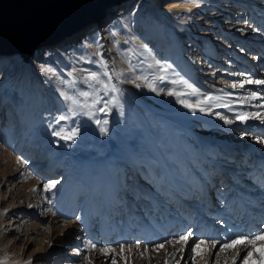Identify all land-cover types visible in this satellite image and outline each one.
<instances>
[{
    "label": "rangeland",
    "instance_id": "rangeland-1",
    "mask_svg": "<svg viewBox=\"0 0 264 264\" xmlns=\"http://www.w3.org/2000/svg\"><path fill=\"white\" fill-rule=\"evenodd\" d=\"M204 2L206 8L198 5ZM121 6L112 7L113 15L108 21L98 22L100 29L92 30L89 26L78 33L73 43L65 45L66 39L60 42L64 53L75 59L71 58L75 84L88 86L91 83L88 74L100 67L96 65V54L89 51L85 56L79 55L72 45H83L86 34L100 30L102 34V28L112 22L120 21L127 28L130 10L124 16L116 15ZM160 8L165 13L174 12L179 29H186L187 25L191 30H188L191 35L187 29L184 33L187 37L182 42L183 54L196 67L198 78L214 92L208 95L203 92L204 97L201 91L194 93L188 83H182L170 92L174 94H168V98L176 95L181 98L178 103L168 102L172 105L162 108L163 115L181 119L180 123L185 122L193 133L185 129L169 132L168 124L164 125L165 134L156 133L158 142H166L167 164L156 144L146 153L135 151L129 162L114 161L113 153L103 152L97 166L102 171L104 184L94 180V194L88 191L86 166L91 165L83 163L85 172L72 173L77 190L72 194L65 190L53 197L55 191L49 193L45 186L60 175L48 179L40 172L39 164L44 163V159L57 162L65 157L69 158V165L79 167L80 162H75L77 146L73 143L78 138L75 135L67 139L73 134L54 135L58 131L47 118L36 122L33 129L24 134L27 127L21 126L15 106L0 89V207L8 211L13 221L10 233L1 229L0 249H9L31 264H112L113 258L116 264H150L151 260L155 263L172 244L166 243L163 249L156 245L174 242L188 228L217 213L240 184L258 170L264 160V145L258 143L256 137L264 138V123L255 118L241 123L236 117L243 113L264 116V107H260L264 105V85L246 84L243 89L231 85L243 82L248 76L264 79V0H160ZM129 32V44L118 47L124 55L129 53L133 64L129 63L135 65V69L141 68L146 59L149 61L145 63L154 64L152 60L156 55L151 44L140 41L133 30ZM60 43L49 46L44 52L46 48L37 50L39 53L28 61L33 69L41 72L48 61L57 64L59 58L54 56L52 48ZM129 45V50L134 45L131 52ZM142 49L149 54L144 56ZM17 56L0 54V88L16 70ZM57 65L61 68L59 63ZM154 73V70L150 72L152 83ZM251 92H256L261 99L246 101ZM208 97L212 99L209 101ZM221 117L233 123L226 124ZM85 145L89 148L87 138ZM91 157L86 151L81 159L84 162ZM24 225L33 228L32 234L20 239ZM221 229L219 227V231ZM48 235L53 239L64 235V241L49 247L52 240ZM201 238L212 240L215 237L212 231L209 235L208 231L194 234V242ZM92 244H96V248H92ZM190 255L184 264H194L193 254Z\"/></svg>",
    "mask_w": 264,
    "mask_h": 264
},
{
    "label": "bare ground",
    "instance_id": "bare-ground-1",
    "mask_svg": "<svg viewBox=\"0 0 264 264\" xmlns=\"http://www.w3.org/2000/svg\"><path fill=\"white\" fill-rule=\"evenodd\" d=\"M200 4L205 6V8L207 7V3L205 2L199 3L198 5ZM117 5L122 6L121 8L119 7L120 9L118 8L119 12L116 15L124 16L129 13L130 10V19L127 28L122 26L120 21L112 22L108 27L102 28V34L100 33L101 30L96 34H86L84 40L86 42L83 45H72L73 51H78L79 55L83 54V56H85L89 51L96 54V65H98L100 69H94L95 72L104 71L105 69L102 67L101 62H107V70L113 76L112 82L116 84L119 91L111 93L108 96H105L103 92L99 93V96L103 97V101L109 102L108 107L104 108V111H96L95 116L90 117L85 114L86 110L77 108L70 100L65 99L66 96H70L83 100L84 98L80 96V93L88 92L92 95H94V93L89 85L84 86L75 84L72 79L73 62L71 58L73 57L64 53L65 48L61 43V45L52 48L53 51L55 50L54 56L59 58L57 61L61 65V68L57 65V62V64H55L48 61L44 67L53 69V72H39L33 69L31 63L28 62L29 60L25 61L26 59L20 53H15L18 54L16 58L19 62L18 66L12 74L9 73L8 79H11L6 80V85L0 88L3 91L2 93L7 95L6 97L9 99L10 104L15 106L14 110H16L18 118L22 120L23 125L21 126L23 128L27 127L24 134L33 129L36 122L47 118V121L48 119L52 121L51 125L56 131L64 134V136L75 133L76 138H78L77 142L73 143L77 146L75 150L77 155L75 162H80L79 167L69 165V158L65 159V157L57 162L52 159L46 162L47 159H44L43 162H45L39 164L40 172H44L48 179L55 178V174L57 176L60 175L56 180H52L58 181L53 189L55 191V193L53 192V197L57 195L56 193L62 194L65 190H68L71 194L77 190V187H74L76 183L74 182L72 173L85 172L86 170H83V163L91 165L86 166L89 179L88 191L94 194L96 185H93V181L95 180L96 183L100 181L101 184H104V182L101 181L102 171L97 166L99 156L103 152L113 153V158H115L114 161L117 160V162H119L118 159L130 161L133 159L132 157L135 151L146 153L149 147L152 145L154 147L156 144V147L159 146L160 148L159 152H161V157L164 160L162 161L167 164L165 158L166 142H158L156 140V133L158 132L159 136L163 134L166 131V127H164L165 124L171 127V129L168 130L169 132L173 131L175 133L178 132V130L185 129L189 133H193L191 127L189 128L184 120V123H180L182 121L181 119H170L165 117V114L163 115V111H161L163 110L162 108L164 106L170 108L172 105V103L170 105L168 102L173 100L174 103H178L180 101L179 98H181L180 95L168 98V94L173 89L179 88L185 81L188 83V86H192L189 87L192 92L193 88L201 91L202 94L213 92L203 79L198 78L196 67H193L194 64L188 61L183 54L182 46L185 45H182V42H185V38L187 37H185L186 34L184 35V33L190 29L187 25V31L185 28L179 29L180 27L176 23H179V21L175 20L176 16L174 12L168 13L165 10L167 12L165 13L162 12L164 10L161 11L160 0H122L120 3L112 4L105 9L101 18L95 19L94 23L90 25V29H100L98 24L108 21L109 17L113 15L111 14L113 10L112 7ZM183 6L186 7L185 5ZM181 23H183V21ZM131 30L136 33V37H138L140 41L151 44V50L155 53L154 55H156L154 60L151 59L152 63L154 61V64L145 63L146 60H148L146 59L148 57H146V60L142 63L144 65H142L141 68L138 67L135 69V65H132L133 61L130 59L131 57L128 56L129 53L127 52L131 44L126 51L127 53L123 50L126 55L118 48L120 44H129L128 41L130 39L128 37V32ZM79 32L67 37L64 44L73 43V41L77 39ZM188 33L191 35L189 31ZM142 45L138 46L142 48L144 46ZM133 46H131V48L134 49ZM44 48H46V50ZM48 48L49 46L43 47L44 50L42 52L50 49ZM60 48L63 50L57 51V49ZM139 49H137V51L141 52ZM37 50L39 49H36L32 55L39 53ZM131 50L129 51L131 52ZM142 50L145 52L144 56L149 54V52L146 54L145 49ZM156 58L160 62L158 65L155 64ZM163 59H166V61L163 62ZM73 60L75 59L73 58ZM67 70H69V73L67 72L69 75L66 73ZM153 70L155 71L156 86H154L155 82L152 83L150 79L152 75L150 72ZM178 74H182L183 77H179ZM169 78L172 80L169 81ZM153 89H156V91H153ZM205 94L203 95L204 97ZM117 101H119L120 106H114L117 104ZM97 107H104L103 102ZM93 111H95V109H93ZM61 115H67L69 118L57 123V118ZM96 120H100L101 124L98 125ZM105 120L108 121L107 124L103 123ZM102 128H106L107 132L101 131ZM86 138L89 140V148L85 145ZM183 150L184 149H182V151ZM86 151L91 154L92 157L89 161L83 162L81 158H83V154ZM59 168L61 169L60 172ZM170 173H172V176L174 175L171 167ZM113 187H115V185ZM52 191L49 193H52ZM231 195L232 196L220 206L217 213L211 215L208 219L200 221L198 225L186 230L188 231L190 229L194 234H201L203 231H208V235L209 232L212 231L215 237L212 240L218 241L216 249L211 253L210 259L208 257L204 259L198 257V261H196V263L194 262V264H205V260H208V264H213V261H218V264H232L233 259L236 258L237 251H239L240 256L243 257L248 250H251L253 253L250 259H254L256 264H259V252L261 249L259 241H257L255 248L249 246V249L236 250L225 248L221 250L220 245L237 235L251 236L264 231V160H262L256 173L245 179L234 194ZM9 216L8 211L6 209L1 210L0 207V233L2 232L1 229L6 230L8 233L11 232L13 221ZM6 220L8 221L6 222ZM219 227H222L220 231ZM31 230H33V228L30 229L29 226L24 225L22 227L23 235L20 239H22L23 236L27 235L28 237L32 234ZM47 238L52 240L49 247H52V245L57 242L64 241V235L55 239L48 235ZM193 243L194 235L184 251L182 253H177L175 258L169 254L174 251L173 247L168 246V251L161 255L158 262L152 263L151 260L150 264H165L166 261L167 264H176L177 259H179V264L187 263L191 256L190 254H192L191 248ZM177 247H179V245H177ZM0 264H28V262H24V258H19V255L10 252L9 249H0ZM237 264H240V260H237Z\"/></svg>",
    "mask_w": 264,
    "mask_h": 264
},
{
    "label": "water",
    "instance_id": "water-1",
    "mask_svg": "<svg viewBox=\"0 0 264 264\" xmlns=\"http://www.w3.org/2000/svg\"><path fill=\"white\" fill-rule=\"evenodd\" d=\"M122 0H0V54L30 60L36 49L55 46L85 31Z\"/></svg>",
    "mask_w": 264,
    "mask_h": 264
},
{
    "label": "snow or ice",
    "instance_id": "snow-or-ice-1",
    "mask_svg": "<svg viewBox=\"0 0 264 264\" xmlns=\"http://www.w3.org/2000/svg\"><path fill=\"white\" fill-rule=\"evenodd\" d=\"M159 61H156V64H159ZM102 67L105 69L102 72H90L89 78L91 83L89 84L90 88L92 89L94 95L88 93V92H82L80 93V96L83 97V100L76 99L74 97L66 96L65 99L70 100L73 105H75L77 108L84 109L85 114L94 117L96 111H104V108L108 107V101H103V97L99 96L100 92H103L105 96L110 95L111 93L118 92V88L115 83H113V76L109 73L107 70V62L102 61L101 62ZM41 71L44 73H51L53 72V69L48 67H42ZM71 74V73H70ZM118 78V77H117ZM186 83V81H185ZM246 84H255V85H264V79H253L251 76H248L243 82H240L239 84L233 83L231 85L232 88H241L243 89ZM189 87H192L189 85ZM153 91H156V89H153ZM198 90L193 88V92L196 93ZM174 94V93H170ZM231 95V94H228ZM115 98V97H114ZM209 101L212 99L211 97L207 98ZM252 99H261V97L256 92H251L249 96L246 98V101H250ZM103 102L104 107H97ZM114 106H120L119 101H117V104ZM260 107H264V105H260ZM95 109V111H93ZM201 111L204 109L201 108ZM229 110L232 109L229 107ZM69 117L67 115H61L57 118V123L63 120H67ZM225 120L226 124L233 123V120L225 119L224 117H221ZM258 119L262 123H264V116H262L260 113H243L237 115L236 119H239L241 123H247L249 119ZM96 123L99 125L101 124L100 120H96ZM104 124H107L108 121H103ZM101 131L107 132L106 128H102ZM56 136H60V132H54L53 133ZM75 136V133H73L72 136L67 137V139H73ZM64 138V137H62ZM256 140L258 143L264 145V138L256 137ZM58 181H52L49 184L45 186V191L51 192ZM194 233L189 229L183 234H180L178 237H176L175 241H166L165 243H161L156 245L157 248L163 249L165 247V244H172V247L174 251L172 253H169L174 258L176 257L177 253H182L185 249V247L189 244L190 240L192 239ZM257 241L260 242L261 249L259 252V264H264V231H261L259 234L251 235V236H245V235H237L236 237L226 240L225 243L220 245V249L223 250L225 248L228 249H249V246L252 248H255ZM218 241L215 240H207V239H199L195 241L192 245L191 251L193 254V261L195 262L196 257H200L201 259H204L205 257L211 258V253L216 249ZM179 245V247H177ZM92 248H96V244L91 245ZM139 247V245H137ZM107 255H111V252H106ZM253 256V253L251 250L246 251V254L241 257L240 252L237 251L236 258L233 259L232 264H237V260H240V264H256V261L254 259H250V257ZM182 258V257H181ZM28 264H31V261L28 262ZM112 264H116L115 259L113 258ZM167 264V261L165 262ZM176 264H179V259L176 260ZM205 264H208V260H205ZM213 264H218V261H213Z\"/></svg>",
    "mask_w": 264,
    "mask_h": 264
}]
</instances>
